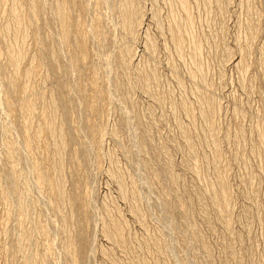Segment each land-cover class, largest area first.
<instances>
[{
	"label": "rangeland",
	"instance_id": "rangeland-1",
	"mask_svg": "<svg viewBox=\"0 0 264 264\" xmlns=\"http://www.w3.org/2000/svg\"><path fill=\"white\" fill-rule=\"evenodd\" d=\"M9 1L10 0L7 1L5 0L4 3L2 0L0 1L1 3L0 4V58L4 56V59L7 58L8 56H6V52H4L7 50L5 47V41L3 42V29H4L3 25L6 24V21L9 16L8 8L10 7L11 5L10 3L12 2V0L10 2ZM77 1L78 0L76 1L74 0V2L72 1L73 3H75L72 4L73 19L75 18L77 19V16L79 15V9L76 8L80 0L79 2ZM135 1H137V3L139 1L142 10H144L142 12L143 15L141 19L143 28L142 27L139 28L141 30H139L140 33H137L135 36L136 39L134 40H137L135 43L132 42L133 40L131 41L130 39H127L125 35L122 36L121 38V35H123V33L120 34L121 33L120 31H122L120 29L121 28L120 24L123 14V10H122L123 0H117V2L116 0H113V5L116 4L117 6L115 5L113 7L114 9L112 13L108 14L110 19L112 20V23L116 25L115 27L114 25H109L108 27L105 25L104 19L105 18L107 19V15L105 13V8L101 5L102 3L101 0H89L88 1L89 5L86 2L88 7L90 6L89 8L91 9L90 10L92 15L91 20L94 21L95 19H99L101 22L104 23L105 27H103L104 30L103 38L102 36L101 38L105 39L106 42L108 41L107 43L109 44L110 47L107 46L105 50H103L105 45L104 40H102L101 42V44L103 43L102 44L103 47H100V45H95L96 42L91 41V43H89L90 54L85 60L82 61L80 66V69H82L81 70L82 73L80 72L81 73L80 75H82L81 77V79L83 80L82 82H84L87 85L86 86L87 97L84 100H86L87 102L94 99L95 101L94 105L91 106V108H93L94 110L90 108L88 109L87 108L89 107L88 104L84 106L85 108L82 107V105L85 104L86 102L83 101L82 103L81 102L82 99L75 98L77 102L80 100L81 101L78 103L79 104L77 106L78 110H76L73 114H70L72 117L69 116V114L64 116V114H62L63 113L62 109H61L62 113L60 112L63 118L65 117V120L66 117H68L67 120L68 119L69 120L68 121L66 120V126L70 129V132L72 133V136L70 137V142H68L69 143L67 149L68 151L66 150L65 152V157H67L68 159L66 160L67 164L65 163L66 169H64L65 170L64 172L66 174L64 175V179L65 182L67 180L66 183L67 186L65 185L66 192L70 200L74 197L73 200H71V203H73V205L75 204L76 207L75 214L73 215L74 217L72 216V218H74L75 229L76 230L78 229L77 231L76 230L74 231V237H76V239L74 238L75 240L74 243H76L75 247H77L76 251L78 254L77 262H79V264L86 263V262L85 263L82 262L80 259V249H82L81 247L82 241H80L82 239L80 238L81 237L80 235H83L84 232H86L84 233V235L87 236L90 241L89 249H91L90 252L92 254L91 255L92 258L90 259L91 261L88 264H116L114 261L116 262L118 261L117 264H178L181 261L180 260L181 256H182L181 258H183L184 260L183 262H180L181 264H188V263L196 264L198 262V261L197 262L192 261L193 259H191L190 254L192 255L193 253L190 250L188 251L189 252L188 255L186 252H184L185 254L183 255V251L182 249H180L182 247H180L181 245L179 244L177 245L172 244L174 248H177L174 250H176L178 254L177 253L175 254L173 250L170 252H163L166 253L165 255L162 253V250L160 252V250L157 249L158 246H156V242H154L153 244V241H156V239L154 238L156 237L159 238V235L160 237L164 235L162 236V238H166L168 236V232L164 230V225H163V223H165L164 216L166 215L162 213L164 215L162 216L161 211L157 209L155 202L157 199L155 193L152 191V194H149L151 188L147 186L146 183H144L145 176L143 175V171L139 174L138 171L134 169L135 162L141 159L142 156L138 154L137 151H133L131 149V146L129 144V138L127 135H122L120 137H115V138L113 137L116 136L115 131L120 128L119 126L122 120L120 115L123 116L124 113L119 110L120 108H118V103H116L117 101L113 102V100H115L114 96L112 97L113 98V100L111 101L112 104L111 103L108 104V102L103 98L105 87L108 80L106 79L103 72H100V75H98V80H97L99 89L95 90L96 89L95 88L93 90V88L90 86L89 83L90 82L89 80L91 79V74L89 73H91L94 68L98 67L100 63L103 64L109 59L112 58L114 59L115 57L114 55L115 54L117 55L118 54L117 52L119 50L117 46H121L122 42L123 44L125 42H129V43L131 42L132 43L131 45L133 47V52H135L134 53L135 57H133L130 63L131 64L130 67H132L130 68V75H131V79L133 78L132 82L134 80L135 88H137V91L135 89V92L133 93L134 96L133 94H132L133 97L131 96L133 98L132 100L133 104L135 103L134 105L135 107L132 105V107H134L132 112H134L135 109V112L138 115V117L140 118L141 116L140 120L142 119L144 123L148 126L146 132L148 131L147 136L149 137L147 138L144 137L146 141H148L149 143L155 146L164 144L168 149L167 151H169V154L173 158L172 160H175L172 162V169L174 170L175 174L178 175L177 183L178 185H181L180 188L181 190H183L182 200H184L185 206L187 208L186 212L189 215V218L191 217L190 218L191 222L190 220H188L187 222V220L183 218L182 215L179 214L180 212H178V209L176 208V203L175 200L173 199L174 197L173 198L170 197V199L168 198L169 200L168 202L172 205L169 204L168 205L169 207L168 206L166 207L167 210L166 213H168L171 216L177 217L175 220L178 221L177 222L178 224H180L179 230L181 228L183 232V237L185 236L184 238L186 240H188V238L190 237V233L195 228V226L196 228H198L199 226V229H201L200 233L203 239L207 241L206 243L210 247L211 259H209L208 257L206 258L205 256H200L199 257L200 262L197 264L200 263L209 264L208 259L212 261L213 264H226L227 261L230 264L231 263L236 264L238 261H242L243 264H264V135H263L264 133V0H227L230 2L224 1L223 3H221V5L219 4L220 5L219 7L217 6L216 0H208L212 3L211 5H209L210 7L208 8L206 6L207 0H186V4H188L187 6L191 7L189 8V12H190L191 21L193 20L192 27H188V24H186L185 21L186 18H184L186 17V15L184 16L185 13H183L184 11L182 12L183 9L181 8L182 6H180L181 3L178 0H154V1L142 0V2L144 1L143 3L141 2V0H135ZM5 6H7L6 9L4 8ZM246 8L249 10H246ZM250 11L258 15L256 14L253 15V13H251L250 15ZM98 12L100 14H98ZM155 13L158 14L157 16L159 20L162 19L160 20V24L161 23L163 24V25L161 24L162 29L161 27L157 28V26L154 25V22H152L151 18H153V15ZM26 14L27 16H29L27 10H26ZM173 14H174V18L177 17V19L175 18V21L177 22L179 21V24L181 26V28L180 26L178 28L179 30L178 32L182 33L180 38H183L184 41V43H182L184 45L181 44L179 48V49H183L180 50L181 53L177 51L179 50L177 49V44L176 43L173 44L174 40H171L172 37L169 36L170 34L168 31V27L173 17L171 15ZM99 15L103 18L100 19L101 17ZM252 15L254 16V18ZM252 22H255L259 27L258 28L256 26L257 27L256 35L253 38L251 37V34L248 33V29H247L248 23H252ZM27 25L29 31H28V38L26 40L29 41H26L25 43L26 45L25 51H26V55L28 56L24 58V61L22 63L21 74H23L25 71L24 69L29 68V66L30 68L35 67L36 63L39 66V68H41L42 66L41 64H39L40 62H38L37 59L35 60L33 59L37 55L36 52H38L36 41L33 40L32 38L35 30L37 29V26H34L35 24L33 25L30 23ZM158 31L161 32V34ZM71 33L72 36L75 37L74 29H71ZM144 34L146 36L151 37L153 41H155L154 54L152 52L150 54V52L147 50L146 47L147 37ZM144 46L146 47V49ZM174 46H176V48ZM116 47L117 49H114ZM243 47L245 49L251 50V51L248 50L247 52L248 55V57L246 56L247 73L245 72L244 76L241 74L240 68H238L239 67L238 64L241 60V55H242L240 51H243L241 50ZM112 48L114 49V51H112L113 50ZM224 51H226L227 54L230 53L232 56L235 55L234 56L235 58L232 59L230 58L232 56L229 55L230 59L227 58V60H225L226 57L224 56L226 53ZM101 52H104L105 55H103L104 53ZM214 52L217 54H215ZM102 55L104 57H102ZM105 56H107V58H105ZM197 57L199 58V60ZM189 58L191 59V61H189L190 60ZM4 59L3 58L0 59L1 62L0 64L2 65L1 66L2 70H0L1 81L2 80L4 81L5 77L6 80H9L14 76L13 71L8 65V59L5 60ZM101 59H103V61H101ZM221 59L224 62H222ZM31 61H33L34 65L32 64ZM2 62L5 63V66L2 64ZM201 62H203V64ZM93 63H95L96 65L94 66ZM85 64L86 65L89 64V67L86 66ZM146 64L150 69L147 68ZM113 67H114L113 72L119 70L117 64L113 63ZM136 68L137 71H135ZM143 68L146 71V74L150 73L149 71H151V75L149 74L150 79L152 78L151 76L155 72H157L155 73L156 77L153 76L151 80V86L153 85L152 87H153V91L155 90L154 91V93L156 94L155 96L150 93L148 95V93H145L146 90L143 91L144 90L142 87L143 83L139 80L140 74L145 73ZM151 68L153 70L155 68L156 69L155 71H152ZM139 69L141 70V72ZM191 71L192 72L195 71L193 72L194 74H190ZM5 72L8 74H6ZM3 74L6 76H4ZM45 74H46V70L44 69V67H42L41 69H39V71H35V73L30 78L31 80L30 85L32 86V91L35 98L36 97L38 98L41 93H48V91L50 92L51 89H53L54 87L57 86L58 83H60L59 80H63L62 78H64V75L62 77L61 75H58L56 76L58 78L52 77V79L50 78L49 81L46 82V80L44 79ZM20 76L21 75L17 77L18 81L16 83V85H18L19 88L21 87V83L25 79V78L21 79ZM202 76L203 78H201ZM241 76L243 80L241 79ZM157 77L159 79H157ZM136 78L138 80H136ZM249 78L253 80L251 81L249 80ZM44 81L46 82L45 84L43 83ZM138 82L142 83L141 84L142 90L139 87L140 83ZM154 82L155 84H153ZM45 89L47 90L46 92ZM15 95L13 94L14 96L13 98L15 99H18V96H20V94L16 95V97ZM117 96L122 97L120 93L119 95L118 93H115V98ZM202 96L203 97L210 96L213 100H215L214 102L217 104L216 109L217 108L219 109L217 110V113L219 111L220 114L215 113L216 115L214 117L215 120H213L214 125L217 126V127L215 126V132L217 134L216 133L214 134L213 137L215 138L213 139H209L205 136L207 135V131H206L204 119L201 118L199 113L200 111L198 110L199 109L198 107L200 106L198 107L195 106L196 103H198L197 100L203 103ZM195 98H197V100ZM199 98L201 100H199ZM182 103H186L188 106L192 105V107H194L193 109L196 112L193 119L189 118L188 115H186V112H184L181 108H179V105ZM175 105L178 106L176 109H174ZM198 105H200V103ZM80 107L82 108L80 109ZM87 110H91L92 113L91 111H87ZM4 111L7 112L6 108L2 106L0 108V116L2 114L4 115V113L6 114V112ZM136 114L131 113L132 115L131 117L137 116ZM79 117H81L80 122H79ZM2 118L5 117L2 116ZM183 129H186V131L189 132L188 135L189 137L192 134L190 137L191 139L187 136L189 138L188 139L189 141L183 140V136L180 135L182 134ZM92 134H95L94 138H92ZM215 135H217L218 138ZM44 138L45 141L48 144H50V140L47 134H45ZM118 138L120 140H117ZM1 140L2 139L0 138V141ZM211 140H217V141L213 142ZM216 143L218 145L217 153L220 155H218L217 157L219 158L217 159V162L219 163L215 164L214 157L216 156L213 152V147L214 145H216ZM192 146L195 147V153H196L195 154L196 156H194L193 160L191 159L192 157L191 152L189 153L188 151L189 150L188 148L191 149ZM42 149L45 150L44 148ZM42 149L38 147L36 150L38 151ZM43 150L42 152L40 151V153L38 152L39 154H37L36 151L34 150L35 155H33V159L35 160L34 156L37 155L36 162L39 161L41 163L42 158H44L42 159L43 161L47 159L46 150L45 152H43ZM90 150H92V152H90ZM43 153L46 154L44 155ZM188 153L191 157H189ZM82 154L84 155V159ZM90 155L91 158L89 159ZM4 157H6L4 155V152L2 153V151H0V180L3 183L2 184L0 182V264H34L33 261L37 262V260H39L41 257H42L41 258L42 261H44L42 263L45 264H70L71 263L70 258L68 259V257L66 256L64 257L65 254H64L63 246L66 245V238H65L66 233H64L65 225L62 218L59 217L60 214L57 213L56 211L57 203L55 202V196L53 193L54 190L52 186L46 183L42 191L37 188L34 189L32 187H28V186L26 187L25 184L23 185L24 178L23 175H21V178L18 176L17 179L18 181L16 183L19 182L17 186H19L20 191L21 190L22 191L20 193L19 192L9 193L11 183L9 178H7L6 170L8 168L6 166V160H5L6 158ZM76 157H80V158L76 159ZM157 157L158 158L156 162H158L159 165L162 166V164L164 163L163 161H165L166 158L161 154H158ZM197 157L198 159H196ZM112 158L113 160H111ZM183 159L185 160V163L187 162L186 164L184 163ZM89 161L91 164H89ZM113 163L116 166H114ZM117 165L120 166L117 171L118 172L120 171V174L123 172L121 175L125 180V184H127L126 186L128 187V185L129 186L131 184L135 185V183H137L135 185L136 187H138L137 191L140 195H142L141 198L143 197L139 205L141 209L144 210L143 214L145 216L143 215L142 219L138 217V219L140 220L136 219L137 217L135 218L130 213V207L132 206V204L130 203L131 201H126L122 198L120 199L121 196H120V189L118 187V184H116L114 179L110 180L112 178L110 176V172L112 171V169L110 168H113V171L114 170L116 171V169L118 168ZM187 165H189L190 167L195 166L197 171L194 172L192 168L188 169L190 167H188ZM45 167H48L49 169L48 168L45 169ZM45 167H44L45 170L43 172L46 171L45 174L52 178L53 175L51 174L53 172L50 166L46 165ZM216 167L219 169H217ZM72 170L74 173L72 172ZM50 177L49 178L47 177V179L50 180L51 179ZM141 177L144 178V180H142ZM218 177H222L223 181L226 182L231 194L230 199L232 203L231 204L232 210L230 209L229 213H232L230 215V220L232 224L231 226L232 233L234 232L233 234L232 233L228 234L225 231L224 227H222V225L219 222L216 223L214 222L215 225L213 224L214 225L212 226L213 228L210 227L211 229L210 228L208 229V227L202 220L203 218L200 219V217H203L202 216L203 213L202 214L200 213L202 212V210L199 211L200 205L198 201L197 203L195 202L196 198H194L195 196L194 193L199 195L198 192H201L202 194H204L202 196V194L200 193V196L203 198V200L205 199V201H203L204 204L208 205L209 212L207 211V213L210 215L211 213L213 215L215 214V216L212 215L211 216L214 221L216 220L215 219L217 215L216 210L212 209V206L210 205L211 201L208 198L209 196L205 192L209 186L214 185L215 187L217 185L216 183L219 181L217 180ZM150 178H153V176H151ZM157 181L156 184H154L155 191H157L159 187L157 186L159 183V182L157 183ZM195 183L197 186L195 185ZM83 188L86 189L84 190ZM38 190H40L41 192H38ZM5 191H8L7 192L8 195L9 196L12 195V196L11 197L8 196L7 198H5L6 197ZM23 191L24 193H22ZM20 194L22 196L23 195L28 196L27 201L28 202L31 201L30 203L31 206L29 208L28 213L27 212L22 213L20 211L21 210L20 207H22V205H20L21 203H18L19 200L20 202L22 200L21 199L22 196L21 198H19ZM205 194L207 196H205ZM87 195H91V196H88L89 197L88 198ZM74 199L77 200L74 201ZM147 199L148 200L150 199L151 203ZM89 200L91 203H89ZM102 204H106V205H102ZM80 206L82 208H79ZM104 206L105 207L109 206L108 210L111 208L110 209L111 215L114 214V216L117 215L116 217H120L119 216L120 214L121 215L120 218H122L123 221L125 220L124 222L126 223V225L128 224L126 226V231L128 234V239L130 238L128 241L129 242L128 246L130 247V249L127 252H125L126 254H124V251H121L120 248L118 249V247H116L112 243H109V241L106 242V239L102 235L100 221L101 219L106 218V209L103 208ZM246 206L250 208V210ZM52 208L55 213H53ZM49 210L52 212H50ZM67 210L70 212L68 206L65 207V212H68ZM179 211L183 212L182 210ZM213 211H215V213H213ZM117 212L119 214H117ZM89 215L93 217L95 222L92 220L91 217H89ZM41 218L43 219V222H46L45 224L48 225L47 227H49L47 228L49 233L48 236L44 235L38 230V226H39L38 223H40ZM91 220L93 223L91 222ZM144 223L146 224V227L144 226ZM109 249L110 252H108ZM105 250H107L108 253L107 256H109L107 258H105L103 254ZM161 253L163 254V256L161 255ZM167 253H171L172 255ZM173 254H175V256ZM176 255L177 257H179V260H176L175 258Z\"/></svg>",
	"mask_w": 264,
	"mask_h": 264
},
{
	"label": "bare ground",
	"instance_id": "bare-ground-1",
	"mask_svg": "<svg viewBox=\"0 0 264 264\" xmlns=\"http://www.w3.org/2000/svg\"><path fill=\"white\" fill-rule=\"evenodd\" d=\"M2 1L4 3L5 0H2ZM72 1L74 2V0H12V2L10 3L11 5L8 8L9 9L8 10V13H9L8 15L9 16H8L7 21H6V24L3 25L4 26V29H3V42L5 41V47H6V50H7V51H4V52H6V56H8L5 59H8V65L10 66L11 70L13 71V75L14 76L11 79H9V80H6V77H5L4 79L6 81L5 80L4 81L3 80L2 81L0 80V108L3 106L7 110V112L4 111V112H6V114L3 112L4 115L2 114L0 116V136H1L0 138L2 139L0 141V151H2V153L4 152V155L6 156L4 158H6L5 159L6 160V166L8 168L6 170L7 171V178H9L10 183H11L10 189H9L10 190L9 193H14V192H19L20 193L22 191V190L20 191L19 186H17V184L19 182L16 183L18 181L17 180L18 179V176L21 178V175H23V178H24L23 179V181H24L23 182V185L25 184L26 187L28 186V187H32L34 189L37 188V189H40L42 191V189H43V187H44V185L46 183L47 184H50L52 186V188L54 190L53 193H54V196H55V202L57 203L56 211H57V213H59L61 215V216L59 215V217L62 218V220L64 222V225H65L64 226V233H66L65 234L66 235V237H65L66 238V245L63 246L64 247V254H65L64 257L66 256V257H68V259L70 258V262H71L70 264H79V262H77V259H78V254H77V251H76V248L77 247H75L76 243H74V241H75L74 238L76 239V237H74V231L76 229H75V226H74V224H75L74 223V218H72V216L75 214L76 207H75V204L73 205V203H71V200H73L74 197L70 200V198H69V196H68V194L66 192L65 185L67 186V184H66L67 183V180L65 182V179H64V175L66 174L64 172L65 171L64 169H66L65 163L67 162L66 160L68 159L67 157H65V152L68 149V145H69L68 142H70V137L72 136V133L70 132V129L66 126V120H67L68 117H66V120H65V117L63 118L62 114H64V116H66L68 114H69V116H71L70 114H73L76 110H78L77 109V106L79 105L78 103L81 100L77 102L75 98L82 99V101H81L82 103H83V101L86 102V100H84V99H86V97H87L86 96V86L87 85L84 82H82L83 81L81 79L82 75H80L82 73V71H81L82 69H80V66H81L82 61L85 60L89 56V54H90L89 53V51H90L89 50V43H91V41L96 42L97 44L95 43V45H100V47H103V45H102L103 43L101 44V42H102V40L105 41V39H102L103 38V31H104L103 30V27H105L104 26V23H105V25L107 27L109 25H114V27L116 26L115 24L112 23V20L108 16V14L112 13V11L114 9L113 7L116 4L113 5V0H101L102 1L101 5L105 8V13L107 15V19L105 18L104 19V23H103L99 19H95L94 21L91 20V16H92L91 15V11H90L91 9L89 8L90 6L88 7V5H89L88 1L89 0H87V1L86 0H80V2H79V0L77 1V2H79V4H78V6H77L76 9H79V15L77 16V19L76 18L73 19L72 18V14H73V6H72V4H75V3H73ZM178 1H180V3H181L180 6H182L181 8L183 10L181 8L180 9L182 10V12L184 11L183 12V13H185L184 16L186 15V17H184V18H186V20H185L186 21V24H188V27H192L193 26V24H192V21L193 20L191 21L190 12H189V8H191V7L187 6L188 4H186V0H178ZM224 1L226 2L227 0H216L217 6L219 7L221 5V3H223ZM86 2L88 3V5L86 4ZM116 2H117V0H116ZM141 2H142V0H141ZM227 2H230V1H227ZM122 4H123V6H122L123 7V9H122L123 10V14H122V20H121V24H120L121 25V28L120 29L123 32L120 31L121 32L120 34L123 33V35H121V38H122V36L125 35V37L127 39H130L131 41L133 40L132 42L135 43L137 41V40H134V39H136L135 36H136L137 33H140L139 30H141V29H139V28L142 27V21H141V19H142V15H143L142 12L144 10H142V7H141L139 1L137 3V1H135V0H123V3ZM211 4L212 3L207 0V3H206L207 8L210 7L209 5H211ZM247 4H249V3H247ZM8 6H9V4H8ZM6 7L7 6H5L4 8L6 9ZM24 7H27V8H24ZM25 9L27 10L29 16H27ZM246 10H249V9L246 8ZM204 11H206V10H204ZM218 11H219V9H218ZM76 13H78V12H76ZM251 13H253V15L256 14V13L250 11V15H251ZM98 14H100V13L98 12ZM157 15L158 14L155 13L153 15V18H151V19H152V22H154V25H156L157 28L158 27L160 28L161 27V24H162V23L160 24V20H162V19L159 20V18H158ZM256 15H258V14H256ZM171 16H173V17H172V20L170 21V24L167 23V24H169V27H168V31H169V34H170L169 36L172 37L171 40H174V42L172 41L173 44L176 43L177 44V49H179L180 48V45L182 43H184L183 38H180L182 33L178 32L179 31L178 28H179L180 24H179V21L178 22L175 21V18L177 19V17L174 18V14L171 15ZM102 18L103 17H101L100 19H102ZM253 18H254V16H253ZM258 21H259V19H258ZM29 23L30 24H33V25L35 24L34 26H37V29L35 30V32L33 34V37L31 36L33 38V40L36 41L37 50H38V52H36L37 53L36 57L33 58V59L34 60L37 59L38 62H40L39 64L42 65L41 68L44 67V69L46 70V74L44 76L45 77L44 79L47 82V81H49L50 78L52 79V77L53 78H58V77H56L58 75H61V77L64 75V78H65V79L62 78L63 80H59L60 83H58L56 87H54L53 89H51L50 92L48 91V93H41L38 98L37 97L36 98L34 97V94H33V91H32V86L30 85V82H31L30 78L35 73V71H39V69H41V68H39V66L36 63L37 67H36V65L33 68H30V66H29V68L24 69L25 70L24 73H23L24 75L21 74V66H22V63L24 61V58H26V56H28V55H26V51H25V46H26L25 43H26V41H29V40H26L28 38V31H29L27 24H29ZM247 26H248L247 27L248 33L251 34V37L253 38L256 35V30H257V27L258 26H257V24L255 22L248 23ZM180 28H181V26H180ZM71 29H74L75 30V34H76V35L74 34L75 37L72 36ZM161 29H162V27H161ZM145 31H146V29H145ZM166 31H167V29H166ZM73 33H74V31H73ZM159 33L161 34V32H159ZM160 34H159V36H160ZM101 36H102V38H101ZM146 37H147L146 38L147 39V42H146L147 50L150 52V54H151V52L154 54V52H155L154 51L155 41H153V39L151 37H149V36H146ZM106 40H108V39H106ZM105 42H104L105 45H104V49L103 50H105V48L107 46H109V44L107 43L108 41L106 43ZM248 43H250V42H248ZM122 44H123V42H122ZM122 44H121V46H117L119 48V50L117 52L118 54L117 55L116 54L114 55L115 56L114 59L112 58V59H109L107 61L104 59L106 62H104L103 64L100 63L98 67L94 68L92 70V72L89 73V74H91V79L89 80L90 81L89 83H90V86L93 88V90L95 88H96L95 90L99 89L98 88L97 80H98V75H100V72H103V74L105 75L106 79L108 80L107 81V84H106V87H105V92H104L103 98H104V100H106L108 102V104H110L111 101L113 100L112 97L114 96V99L115 100H113V102L114 101L115 102L117 101L116 103H118V108H120L119 110L124 113L123 116L120 115V117L122 119L121 120V123H120V126H119L120 128L115 131V135L116 136H113V137L115 138V137H120L122 135H127L128 138H129V144L131 146V149L133 151H137L138 154H140L142 156L141 159H139L137 162H135V168L134 169H136V171H138L139 174L143 171V175L145 176L144 177L145 178L144 183H146L147 186H149L151 188V191L148 189L150 191L149 194H152V191L155 193L156 199H157L155 201L156 202V207H157V209H159L161 211V215L162 216L166 215V216H164L165 217V223H163V225H164V230H166L168 232V236L166 238H162V236H164V235H162L161 237L159 235V238L158 237H156V238L153 237L154 239H156V241H153V244H154V242H156V246H158L157 249L160 250V252L162 250V253L163 252H170V251H173L174 249H177V248H174V246L172 244H174V245L175 244L176 245L179 244V245H181L180 247H182L180 249H182L183 255L185 254L184 252H186L187 255H188V253H189L188 251L190 250L193 253L192 254L193 256L190 254L191 259H193L192 261H194V262H197L198 261L197 263L200 262V259H199L200 256H205L206 258L208 257L209 259H211L210 247L206 243L207 241H205V239H203V237H202V235L200 233V230L201 229H199V226H198V228H196V226L194 225L195 228L194 229L191 228L193 230L190 233V237L188 238V240H186L184 238L185 236L183 237V232H182L181 228L179 230V225L180 224H178L177 223L178 221L175 220L177 217L171 216L168 213H166V211H167L166 210V207L170 204L168 202L169 201L168 198L170 199V197H172V198L174 197L173 199L175 200L176 208L178 209V212H180L179 214L182 215L183 218H185L187 220V222L191 218V217L189 218V215L186 212L187 211V208L185 206L184 200H182V198H183V190H181V188H180L181 185H178V183H177V176L178 175L175 174L174 170L172 169V162L175 161V160H172L173 158L169 154V151H167L168 149L166 148V146L164 144L161 143L162 145L155 146V145L149 143L148 141H146L145 138L149 137V136H147V132L148 131L146 132L148 126L144 123V121L142 119L141 120L143 122L140 120L141 116H140V118L138 117V115L135 112V109H134V112L135 113L132 112L133 111V108L135 107L134 106L135 103L133 104V102H132V100H133L132 97L134 96L133 93L135 92V89L137 91V88H135L134 80L132 82V79L133 78L131 79L130 68H132V67H130V65H131L130 63H131L133 57H135L134 56V53L135 52H133V47L131 45L132 44L131 42L130 43L129 42H125L123 45ZM92 45H94V44H92ZM182 45H184V44H182ZM194 46H195V44H194ZM117 47L114 48V49H117ZM146 47H145V49H146ZM174 47L176 48V46H174ZM249 48H250V46H249ZM114 49L112 51H114ZM180 50H183V49H179L177 51L180 52ZM218 50H219V48H218ZM241 50H243V51H240L239 50L241 52V54H242L241 55V60H240L239 64L238 63H236V64L239 65V67L238 66L237 67L240 68L241 74L244 76V73L245 72L247 73V71H246L247 70L246 56L248 57L247 52H248L249 49H245L243 47ZM134 51H135V49H134ZM249 51H251V50H249ZM224 52L226 53V51H224ZM101 53H104V52H101ZM180 53H178V54H180ZM215 54H217V53H215ZM103 55H105V53ZM103 55H102V57H104ZM229 55H231V54L230 53L229 54H227V53L225 54V56H224V57H226L225 60H227V58H229ZM234 56L235 55H233L230 58L233 59V58H235ZM219 57H221V56H219ZM2 58L4 59V56ZM2 58H0V59H2ZM105 58H107V56H105ZM154 59H156V58H154ZM195 59H196V57H195ZM198 60H199V58H198ZM33 61H31L32 64H33ZM101 61H103V59H101ZM189 61H191V59ZM222 62H224V61L222 60ZM96 63H99V62H96ZM113 63L118 65L119 70H116L115 72H113L114 71ZM201 63L203 64V62H201ZM2 64L5 66V63L2 62ZM93 64H94V66L96 65L95 63H93ZM193 64H194V62H193ZM1 66L2 65L0 64V70H2V67ZM86 66L89 67V64L86 65ZM147 68L150 69L148 67V65H147ZM155 69L154 70L152 69V71H155ZM248 69H249V67H248ZM143 70H144V68H143ZM135 71H137V68L135 69ZM3 72H4V70H3ZM140 72H141V70H140ZM144 72L145 73H141L140 74V78L138 77L139 80L143 83L142 84V83L138 82V83H140V86L139 87L141 88V90H142V87H143V89H144L143 91L146 90L147 92L145 91V93H148V95L150 93V94H152V95L155 96L156 94L154 93L155 90L153 91V87H152L153 85L151 86V80H152L153 76L156 77L155 76V73H157V72H155V73L152 72L154 74L151 76L152 77L151 79H150L151 71H149L150 73L147 72L148 74H146V71L145 70H144ZM193 72H195V71H193ZM193 72L191 71L190 74H194ZM132 73H133V71H132ZM6 74H8V73H6ZM19 75H21L20 76L21 79H24L25 78L24 81L21 83V87L20 88L18 87V85H16V83L18 81L17 80V77ZM4 76H6V75H4ZM137 76H139V75H137ZM0 77H1V71H0ZM135 77H136V75H135ZM113 78H114V81H113ZM201 78H203V76ZM32 79H34V78H32ZM157 79H159V78L157 77ZM157 79H154V80H157ZM241 79H242V76H241ZM136 80H138V79L136 78ZM249 80H251V79L249 78ZM46 82L44 81L43 83L45 84ZM141 84H142V87H141ZM153 84H155V82ZM156 86H158V85H156ZM151 87H152V90H151ZM205 87H207V86H205ZM208 87H210V86H208ZM46 89H45V92L47 91ZM155 89H156V87H155ZM115 93H118V95L120 93L122 95V97L120 96L121 97L120 98L119 96H117L119 98H117V97L115 98ZM13 94L14 95L15 94L16 95L20 94V96H18V99H15V98H13L14 97ZM132 94H133V96H132ZM16 95H15V97H16ZM156 97H158V96H156ZM200 98H199V100H201L203 98L202 99L203 103L201 101H198L197 98H195L197 100V102H198V103H196L195 106H197V107L200 106V107H198L199 108L198 110L200 111L199 113H200L201 118L204 119L205 126H206V131H207V135H205V136L207 138H209V139H213V138H215L213 136L216 133L215 132V126L216 125H214L213 120H215L214 119V117L216 116L215 113H217V110H219V109L218 108L216 109V105L217 104L214 102L215 100H213L210 96L209 97L208 96H204V97L202 96V98L201 99ZM130 100H131L132 104H131ZM94 102L95 101L93 99V100L87 101L85 104H83V105L81 104V105H82V107H84V106H86V104H88L89 107H87V108L88 109L89 108L90 109H93V108H91V106L94 105ZM186 103L180 104L179 105V108H181L184 112H186V115H188L189 118H192L193 119V117L195 116V112L196 111L193 109L194 107H192V105L191 106L190 105L188 106ZM199 103H200V105H198ZM38 104H40V105H38ZM132 105L134 107H132ZM82 107H80V109ZM177 107L178 106L175 105L174 106V109H176ZM61 109L63 110L62 111L63 113L61 112ZM87 111H91V110H87ZM60 112L62 114H60ZM91 113H92V111H91ZM131 113L136 114L137 116L131 117L132 116ZM218 113H219V111H218ZM2 116L5 117V118H2ZM203 119H202V122H203ZM80 120H81V117H79V122H80ZM76 121H78V120H76ZM191 121H193V120H191ZM71 123H73V122H71ZM262 126H263V124H262ZM257 129H259V128H257ZM182 131L183 132L180 135L183 136V140L189 141L188 139L191 137L192 134L189 137L188 136L189 135V132L186 131V129H183ZM242 131H243V129H242ZM99 133H100V131H99ZM45 134H47V136L49 137L50 144H48L45 141V138H44ZM94 135L95 134H92V138L95 137ZM263 135H264V133H263ZM215 136L217 137V135H215ZM117 140H120V139L118 138ZM258 140H259V138H258ZM211 141L215 142L217 140H211ZM217 143L213 147V152H214V154L216 156V157H214L215 164L216 163H219V162H217V159H219L217 157H218V155H220V154L217 153L218 152V145H217ZM38 147L40 149L44 148L46 150V153H47V155H46L47 156V159H45L43 161L42 159H44V158H42V159L40 158L41 159V163L43 162L42 164L39 161L36 162V160H37L36 159V156L37 155L34 156L35 157V160L33 159V155H35L34 154V150L36 151L37 154H39L40 151L42 152V150H43L42 149V150H38L37 151L36 149ZM188 149H189L188 150L189 153L191 152V156L192 157L189 155V153H188V155L193 160L194 159V156H196L195 155L196 154L195 153V147L192 146L191 149L190 148H188ZM45 150H43V152H45ZM75 151H76V149H75ZM90 152H92V150H90ZM46 153H43V154L45 155ZM79 153H81V152H79ZM158 154H161V155H163L166 158V160L164 158L165 161H163L164 163L162 164V166L159 165L158 162H156L157 161V158H158L157 157ZM82 156H83V159H84V155L83 154H82ZM152 156H153V158H152ZM197 156H199V155H197ZM219 157H221V156H219ZM77 158H80V157H76V159ZM90 158H91V155H90L89 159ZM196 159H198V157ZM220 159H222V158H220ZM111 160H113V158ZM90 161H89V164H91ZM184 163H185V160H184ZM46 165L47 166L49 165L50 168H51V170H52V172H53L51 174V175H53L52 178L50 176H47L45 174L46 171L43 172L46 168H48V167H45ZM75 165H77V164H75ZM113 165H114V163H113ZM114 166H116V165H114ZM187 166L190 167L189 165H187ZM44 167H45V169H44ZM117 167H116L117 168L116 171L115 170L113 171V168H110V169H112V171H111L112 173L110 172V176L112 178L110 180L114 179L115 182H116V184H118V187L120 189V196H121L120 199L122 198V199H124L126 201H131L130 203L132 204V206L130 207V213L135 218L137 217L136 219H138V217H140L142 219L143 218V215H144L143 214L144 210L141 209V207H140L139 204H140L141 199L143 197L141 198L142 195H140L138 193V191H137L138 190L137 189L138 187L135 186L137 183L133 182V183H135V185L134 184H131L130 186L128 185V187H127L126 186L127 184H125V180H124L123 176L121 175L123 172L120 174V171L119 172L117 171L120 166L117 165ZM206 167H207V165H206ZM191 168H192V170L194 172L197 171L196 168H195V166H192V167H190L188 169H191ZM110 169H109V171H110ZM217 169H219V168H217ZM72 172H73V170H72ZM199 173H200V171H199ZM108 174H109V172H108ZM45 175L48 178L50 177L51 179L48 180ZM73 176H74V174H73ZM151 176H153V178H150ZM195 176H196V174H195ZM142 177H141V179L144 180V178H142ZM157 179H158V181H157ZM155 180L157 181V183L159 182L158 185H157V186H159L157 191L154 190L155 189L154 188L155 187L154 184H156V181ZM217 180H219V181L216 183L217 185L215 187H214V185H212V186H209L208 189L206 187L207 190L205 189L206 190L205 193H207V195L209 196L208 198L211 201L210 205L212 206V209L216 210V214L217 215H216L215 219L217 221L216 220L214 221L213 218H212V216H215V214L213 215L211 213V215H212L211 216L210 214L207 213V211H208L209 208H208V205H205L204 204L203 201H205V199L203 200V198L200 196V193L201 192H198L199 195L194 193L195 196L194 195L193 196H194V198H196L195 199V202L197 203V201H198V203L200 205V210L199 209L198 210L199 211L202 210V212H200V213L201 214L203 213V215H202L203 217H200V219L203 218L202 220L206 224V226L208 227V229L210 227H212V226L215 225L214 222L215 223L216 222H219L222 225V227H224L225 231L228 234H231L232 233V229H231L232 224H231V220H230V215L232 213H229V210L231 209V204H232L231 203V199H230V195L231 194H230L228 185L226 184V182L223 181L222 177H218ZM224 180H226V179H224ZM0 182H1V180H0ZM195 185H196V183H195ZM21 187H22V184H21ZM249 187H251V186H249ZM76 189H77V187H76ZM40 190H38V192H41ZM25 191H27V190H25ZM7 192L8 191H5V195H6L5 198H7L9 196ZM22 193H24V191ZM187 193H189V192H187ZM85 195H86V193H85ZM203 195L204 194H202V196ZM207 195L205 194V196H207ZM11 196H9V197H11ZM19 196H20L19 198H21L22 195L20 194ZM88 196H91V195H87V197ZM189 197H191V196H189ZM21 199H22L21 202H20V200L18 201V203H21L20 205H22V207H20L21 208L20 211L22 213L23 212H27L28 213L29 208L31 206V204H30L31 201L30 202L27 201L28 200V196H26V195H23ZM191 199H193V198H191ZM75 200H77V199H74V201ZM86 200H88V199H86ZM148 201L151 203L150 199ZM207 201H209V200H207ZM255 201H257V200H255ZM89 203H91L90 200H89ZM190 204H191V202H190ZM66 205L68 206V209H70V212L67 210L69 212V214H68V212H65V207H67ZM102 205H106V204H102ZM170 205H172V204H170ZM53 208H54V206H53ZM53 208H52V211H53V213H55L54 210H53ZM79 208H82V207L80 206ZM103 208L106 209V218L105 219H101V221L99 220L101 222V232H102V235L106 239V242L109 241V243H112L113 245H115L116 247H118V249L120 248V250L121 251H124V254H126L125 252H127L130 249V247L128 246L129 245L128 244L129 243L128 241H129L130 238L128 239V234H127V231H126V226L128 224L126 225V223L124 222L125 220L123 221L122 218H120L121 215L118 213L119 211L117 212V214H119L120 217H116L117 215L116 216H114V214L111 215V211H110L111 208L108 210L109 206L108 207L107 206L106 207L104 206ZM248 209L250 210V208H248ZM179 210H182L183 212H181ZM210 210H211V207H210ZM52 211H50V212H52ZM162 213H164V215ZM213 213H215V211H213ZM247 214H249V213H247ZM141 215H142V217H141ZM86 216H88V215H86ZM89 217H91V216L89 215ZM91 218L94 221L93 217H91ZM123 219H124V217H123ZM159 219H161V218H159ZM92 220H91V222H92ZM138 220H140V219H138ZM145 222H146V220H145ZM190 222H191V220H190ZM45 223L46 222H43V219L41 218L40 223H38L39 224L38 230H39V232H41L44 235L48 236L49 233H48L47 228H49V227H47L48 225L45 224ZM144 226L146 227V224L145 223H144ZM32 227H34V226H32ZM164 230H163V232H164ZM84 233H86V232H84ZM84 233H83V235H80L81 236L80 238L82 239V240H80V241H82V246H81L82 249H80V259H81L82 262H84V263L86 262L85 264H88L91 261L90 259L92 258L91 257L92 254L90 252L91 249H89L90 241H89L88 237L84 235ZM157 234H160V233H157ZM31 240H32V238H31ZM76 241H78V240H76ZM175 247H177V246H175ZM227 250H228V248H227ZM133 251H132V253H133ZM108 252H110V249H109ZM173 252L175 254L177 253L176 250H174ZM128 253H127V255H128ZM162 253H161L162 256H163V254L164 255L166 254V253H163V254ZM103 254H104V257L105 258L109 257V256H107L108 255L107 250H105L103 252ZM111 254H109V255H111ZM149 254H151V253H149ZM167 254H171V253H167ZM175 254H173V255L175 256ZM181 257H180V260H181L180 262H183L184 260ZM183 257H185V256H183ZM30 258H29V260H30ZM35 258H36V256H35ZM41 258L39 259L40 261L39 260H37V262L36 261H33V263L34 264H45V263H42L44 261H42ZM175 258H176V260H179V257H177V255H176ZM209 259H208V263L209 264H213L212 261H210ZM114 262L117 264L118 261L117 262L114 261ZM226 264H230V263H228V261H227ZM236 264H243V262L242 261H238Z\"/></svg>",
	"mask_w": 264,
	"mask_h": 264
}]
</instances>
